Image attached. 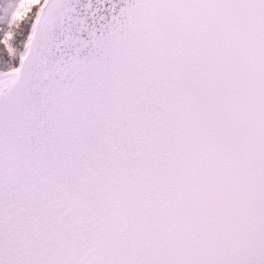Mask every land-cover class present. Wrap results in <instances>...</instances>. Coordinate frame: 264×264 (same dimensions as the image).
<instances>
[{
  "label": "snow or ice",
  "instance_id": "1",
  "mask_svg": "<svg viewBox=\"0 0 264 264\" xmlns=\"http://www.w3.org/2000/svg\"><path fill=\"white\" fill-rule=\"evenodd\" d=\"M0 264H264V0H0Z\"/></svg>",
  "mask_w": 264,
  "mask_h": 264
}]
</instances>
